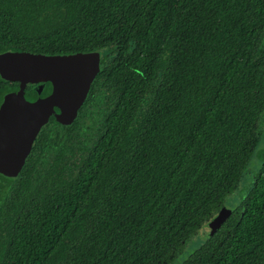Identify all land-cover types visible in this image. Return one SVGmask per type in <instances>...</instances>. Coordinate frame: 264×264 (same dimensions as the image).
Wrapping results in <instances>:
<instances>
[{"label":"trees","instance_id":"obj_1","mask_svg":"<svg viewBox=\"0 0 264 264\" xmlns=\"http://www.w3.org/2000/svg\"><path fill=\"white\" fill-rule=\"evenodd\" d=\"M6 51L101 67L84 120L0 175V264H173L203 226L180 264H264V0H0Z\"/></svg>","mask_w":264,"mask_h":264},{"label":"water","instance_id":"obj_2","mask_svg":"<svg viewBox=\"0 0 264 264\" xmlns=\"http://www.w3.org/2000/svg\"><path fill=\"white\" fill-rule=\"evenodd\" d=\"M98 52L46 56L30 52L0 53V79L18 82L19 87L4 96L0 104V175L16 178L30 154L41 127L50 122L70 125L88 95L92 79L99 71ZM44 85L25 94L27 84ZM222 209L208 228L210 234L229 217Z\"/></svg>","mask_w":264,"mask_h":264},{"label":"flooded vegetation","instance_id":"obj_3","mask_svg":"<svg viewBox=\"0 0 264 264\" xmlns=\"http://www.w3.org/2000/svg\"><path fill=\"white\" fill-rule=\"evenodd\" d=\"M100 67H101V56H100V61H99V71H98V73L96 74V76L92 79V81H91V85H90V88H89V91H88V95H87V97H86V99L84 100V102L82 103V105H81V107L77 110V112H76V115H75V118H74V120L72 121V123L70 124V125H61V124H58V123H56V122H50V123H48L47 125H45V126H43V127H41L40 128V130L38 131V133H37V135H36V137H35V139H34V141H33V143H32V147H31V150H30V154H31V151H32V148H33V146H34V144L36 143V141L39 139V137L45 132V131H47V129L48 128H52V127H63V128H66V127H72V125L74 124V122L76 121V120H84V118H85V105H86V107L89 105V103H90V101H94V100H96V96H97V94H98V92H94L93 91V89H92V85L94 84V82L96 83V80H99V79H97V77H98V74H99V72H100ZM41 80H43L42 79V76H40V80H39V82L37 83V84H27L26 85V87H25V94H24V96L26 95V93H29V92H31V95L33 96V98H34V100H38V99H41V96L40 95H38V94H36L35 92H33L32 93V91L34 90V89H36V88H39L40 86H42V85H44L45 84V82L46 81H41ZM3 82H5V83H7V86H8V89H9V91L8 92H6L3 96H2V100H3V98H4V96L6 95V94H8V93H11V92H13L15 89H17L18 87H19V84H18V82H6V81H4V80H2ZM26 97V96H25ZM2 100H1V102H0V104L2 103ZM88 101H89V103H88ZM95 104V107H96V103H94ZM29 154V155H30ZM29 155H28V157H29ZM27 157V158H28ZM27 158H26V161H27ZM26 161H25V163H26Z\"/></svg>","mask_w":264,"mask_h":264},{"label":"rangeland","instance_id":"obj_4","mask_svg":"<svg viewBox=\"0 0 264 264\" xmlns=\"http://www.w3.org/2000/svg\"><path fill=\"white\" fill-rule=\"evenodd\" d=\"M260 136H264V119L262 120L261 123V127H260ZM262 146L264 147V144H262L260 142V144L258 145V149L256 150V153L258 152L259 148L261 149ZM258 166L257 162L255 161V159H252L249 163V171H253V169L255 170L256 167ZM249 179L251 180V178L248 177V179L241 185V187L245 186L246 182L249 181ZM239 187V186H238ZM239 192V191H238ZM237 195L236 194H232L228 197V199L225 202V208H227L228 210H232L233 208H235V206L237 205ZM207 231V226H203L201 227L195 234V236L192 237L191 239V243L187 246V248H185L184 252L179 254L177 259L175 260V262L173 264H180V262L185 259L188 254L190 253L192 248H196L199 245H201L204 242V239L206 237L205 232Z\"/></svg>","mask_w":264,"mask_h":264}]
</instances>
